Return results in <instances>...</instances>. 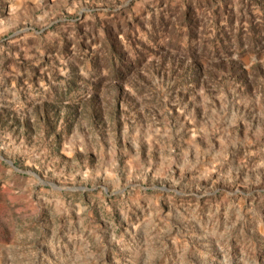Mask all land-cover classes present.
Returning a JSON list of instances; mask_svg holds the SVG:
<instances>
[{"label":"rangeland","instance_id":"1","mask_svg":"<svg viewBox=\"0 0 264 264\" xmlns=\"http://www.w3.org/2000/svg\"><path fill=\"white\" fill-rule=\"evenodd\" d=\"M0 264H264V0H0Z\"/></svg>","mask_w":264,"mask_h":264},{"label":"water","instance_id":"2","mask_svg":"<svg viewBox=\"0 0 264 264\" xmlns=\"http://www.w3.org/2000/svg\"><path fill=\"white\" fill-rule=\"evenodd\" d=\"M62 188H64V189H74V188H76V187H71V186H62Z\"/></svg>","mask_w":264,"mask_h":264},{"label":"bare ground","instance_id":"3","mask_svg":"<svg viewBox=\"0 0 264 264\" xmlns=\"http://www.w3.org/2000/svg\"><path fill=\"white\" fill-rule=\"evenodd\" d=\"M262 251V250H261Z\"/></svg>","mask_w":264,"mask_h":264}]
</instances>
